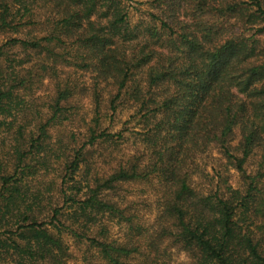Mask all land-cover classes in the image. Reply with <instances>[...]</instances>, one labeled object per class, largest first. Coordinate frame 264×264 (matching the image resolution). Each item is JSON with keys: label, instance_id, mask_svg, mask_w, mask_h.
Here are the masks:
<instances>
[{"label": "trees", "instance_id": "16d2710c", "mask_svg": "<svg viewBox=\"0 0 264 264\" xmlns=\"http://www.w3.org/2000/svg\"><path fill=\"white\" fill-rule=\"evenodd\" d=\"M126 2L0 0V264H264V0Z\"/></svg>", "mask_w": 264, "mask_h": 264}, {"label": "rangeland", "instance_id": "374dc122", "mask_svg": "<svg viewBox=\"0 0 264 264\" xmlns=\"http://www.w3.org/2000/svg\"><path fill=\"white\" fill-rule=\"evenodd\" d=\"M147 0H127V5L129 7V10L132 13V19L133 21H138L140 19V16H142V10H145L146 7H148V3H146ZM3 38L0 37V44L3 42ZM4 61L2 58H0V65H3ZM88 76L84 77V79L88 80ZM48 88H52V84L49 80H46L45 83V89L46 91ZM85 110L86 112H90L91 110V104L88 99L84 100ZM131 114V111L129 108H122L118 113L117 117L114 120V123L112 125L111 131L113 133L118 132L120 129H122L125 126V122L129 119V115ZM110 120L107 119L106 125L109 124ZM118 148H115V154L119 155L121 153L130 154L134 152L137 148L141 147L140 142L134 137V134H132L130 131L124 132V137L119 139L118 141ZM113 149V148H112ZM215 155L216 152L214 151ZM99 162L101 164H106L102 161L101 158H99ZM209 171H212V165H209ZM83 173V171H82ZM79 176L78 178H80ZM232 182L237 185L239 182L238 175L235 171H233V178ZM112 234L114 236L121 235V229L119 226L114 225L112 228ZM67 242L72 246V250H74L76 254V258L74 260H71L70 264H86L87 261L84 259V249L86 246L84 244L77 245L72 237H69L67 239ZM173 260L174 264H188L191 261L190 255L187 252L178 251L177 248L173 249Z\"/></svg>", "mask_w": 264, "mask_h": 264}]
</instances>
